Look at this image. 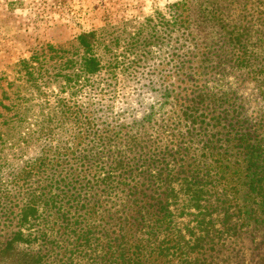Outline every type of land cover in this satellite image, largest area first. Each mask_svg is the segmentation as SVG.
<instances>
[{
  "label": "trees",
  "instance_id": "obj_1",
  "mask_svg": "<svg viewBox=\"0 0 264 264\" xmlns=\"http://www.w3.org/2000/svg\"><path fill=\"white\" fill-rule=\"evenodd\" d=\"M70 45L19 72L55 59L73 97L154 63L159 100L125 115L61 98V142L0 186V264H264V0H180Z\"/></svg>",
  "mask_w": 264,
  "mask_h": 264
},
{
  "label": "rangeland",
  "instance_id": "obj_2",
  "mask_svg": "<svg viewBox=\"0 0 264 264\" xmlns=\"http://www.w3.org/2000/svg\"><path fill=\"white\" fill-rule=\"evenodd\" d=\"M177 1L180 0H0V186H10L16 171L25 162L38 158L51 140L61 142V98L70 107L88 106L96 113H108L112 108L114 113L124 110L125 115L140 112L159 100L155 88L149 87L151 75L147 74L154 63L134 79L117 71L114 89L97 88L94 80L73 97L69 90L61 93L55 59L49 62L50 74L34 82L25 80L19 63L35 53L46 55L48 46L68 49L83 32L165 14ZM105 78L98 79L107 85L110 81ZM63 132L67 137L71 133L68 129ZM257 235L253 233L248 243Z\"/></svg>",
  "mask_w": 264,
  "mask_h": 264
}]
</instances>
